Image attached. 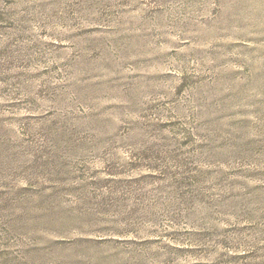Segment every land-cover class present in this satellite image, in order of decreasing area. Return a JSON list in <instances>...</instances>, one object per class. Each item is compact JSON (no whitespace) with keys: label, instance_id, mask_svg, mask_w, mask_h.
<instances>
[{"label":"rangeland","instance_id":"374dc122","mask_svg":"<svg viewBox=\"0 0 264 264\" xmlns=\"http://www.w3.org/2000/svg\"><path fill=\"white\" fill-rule=\"evenodd\" d=\"M0 264H264V0H0Z\"/></svg>","mask_w":264,"mask_h":264}]
</instances>
